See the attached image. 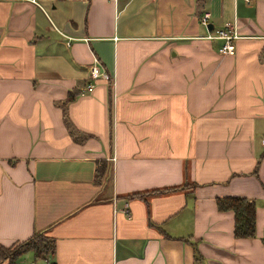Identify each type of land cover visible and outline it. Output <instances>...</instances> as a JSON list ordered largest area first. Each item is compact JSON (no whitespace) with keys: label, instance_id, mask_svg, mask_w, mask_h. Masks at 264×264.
Here are the masks:
<instances>
[{"label":"crops","instance_id":"crops-1","mask_svg":"<svg viewBox=\"0 0 264 264\" xmlns=\"http://www.w3.org/2000/svg\"><path fill=\"white\" fill-rule=\"evenodd\" d=\"M263 137L264 0H0V244L55 242L15 263L264 264Z\"/></svg>","mask_w":264,"mask_h":264},{"label":"trees","instance_id":"trees-1","mask_svg":"<svg viewBox=\"0 0 264 264\" xmlns=\"http://www.w3.org/2000/svg\"><path fill=\"white\" fill-rule=\"evenodd\" d=\"M69 96V100L72 99ZM107 171L106 161H102L96 170L97 181L100 183ZM131 197H144V193L136 192ZM219 209L234 212V235L239 238L253 237L256 233V204L253 199L240 196H229L217 200ZM264 243V238H263ZM55 250L54 238L46 230L35 231L24 240L5 246L0 244V262L14 264L23 254L33 252L35 259H48Z\"/></svg>","mask_w":264,"mask_h":264},{"label":"built area","instance_id":"built-area-1","mask_svg":"<svg viewBox=\"0 0 264 264\" xmlns=\"http://www.w3.org/2000/svg\"><path fill=\"white\" fill-rule=\"evenodd\" d=\"M246 3H251L252 0H244ZM210 19V13L205 12L201 17V22L208 26ZM208 39H220L221 45L219 47L220 54H228L232 55L236 51L235 41L239 38V34L237 32V27L235 22L229 21L226 22L225 25L221 28H216L208 33L206 36ZM103 70L100 69L98 63L92 64L89 67V80L86 83L83 91H91L94 86L97 78L103 75ZM262 143L264 144V137L262 138ZM17 264V263H14Z\"/></svg>","mask_w":264,"mask_h":264},{"label":"water","instance_id":"water-1","mask_svg":"<svg viewBox=\"0 0 264 264\" xmlns=\"http://www.w3.org/2000/svg\"><path fill=\"white\" fill-rule=\"evenodd\" d=\"M211 27H212V24L209 23V24H208V28L211 29Z\"/></svg>","mask_w":264,"mask_h":264},{"label":"rangeland","instance_id":"rangeland-1","mask_svg":"<svg viewBox=\"0 0 264 264\" xmlns=\"http://www.w3.org/2000/svg\"><path fill=\"white\" fill-rule=\"evenodd\" d=\"M23 261H27L25 258H23ZM28 262V261H27Z\"/></svg>","mask_w":264,"mask_h":264}]
</instances>
